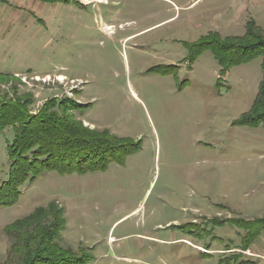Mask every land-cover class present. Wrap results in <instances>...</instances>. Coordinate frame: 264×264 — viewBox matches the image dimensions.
I'll use <instances>...</instances> for the list:
<instances>
[{
	"label": "rangeland",
	"instance_id": "374dc122",
	"mask_svg": "<svg viewBox=\"0 0 264 264\" xmlns=\"http://www.w3.org/2000/svg\"><path fill=\"white\" fill-rule=\"evenodd\" d=\"M187 1L25 0L16 9L0 101L30 98L32 114L51 98L86 105L74 120L135 151L103 171L27 181L0 208V262L11 223L50 203L64 220L55 241L88 264L264 262L252 249L236 261L225 251L264 217V126L241 123L262 58L223 70L193 48L209 33L241 36L249 20L264 29V0ZM13 135L0 129V184Z\"/></svg>",
	"mask_w": 264,
	"mask_h": 264
},
{
	"label": "trees",
	"instance_id": "16d2710c",
	"mask_svg": "<svg viewBox=\"0 0 264 264\" xmlns=\"http://www.w3.org/2000/svg\"><path fill=\"white\" fill-rule=\"evenodd\" d=\"M193 48L195 53L209 50L223 70L248 63L255 57L262 58L258 91L241 123L264 126V29L249 20L243 35L222 38L217 33H209ZM0 76L4 75L0 73ZM29 102L30 98L26 97L0 101V129L11 127L14 133L7 147V179L0 184V208L14 205L22 186L43 172L66 175L103 171L110 163H120L135 151L134 146L129 149L125 140L108 132L94 131L74 120L71 112L86 105L51 98L32 114L28 110ZM50 206L49 213L36 208L8 226L7 233L13 243L0 264H88L92 260L88 255L73 254L55 241L64 228V220L53 203ZM247 222L242 249L248 248L264 232V217L253 221L256 227ZM241 256V252L232 254L235 261ZM238 262L254 264L249 259Z\"/></svg>",
	"mask_w": 264,
	"mask_h": 264
},
{
	"label": "crops",
	"instance_id": "0c3cea01",
	"mask_svg": "<svg viewBox=\"0 0 264 264\" xmlns=\"http://www.w3.org/2000/svg\"><path fill=\"white\" fill-rule=\"evenodd\" d=\"M23 1L25 0H0V59H1V53L4 49L11 46L9 45L15 37H10L7 35L8 33H4L5 27H16L19 24V14L16 13V9H19L21 5H23ZM197 0H189L184 4L185 8H188L189 6H192ZM32 3L29 1V4ZM20 5V6H19ZM9 32V30H8ZM213 56V55H212ZM9 72L10 70H0V72ZM17 71V70H13ZM12 72V71H11ZM256 248V249H255ZM259 257H263L264 255V232H261L254 240L253 242L248 246L246 249H242L241 245L237 247H228L225 248V251L227 252H235L237 250L238 252H241L242 254H245L247 250H251ZM236 251V252H237ZM254 264H264L263 261L258 259H249ZM263 260V259H262Z\"/></svg>",
	"mask_w": 264,
	"mask_h": 264
},
{
	"label": "bare ground",
	"instance_id": "6f19581e",
	"mask_svg": "<svg viewBox=\"0 0 264 264\" xmlns=\"http://www.w3.org/2000/svg\"><path fill=\"white\" fill-rule=\"evenodd\" d=\"M62 79V78H61Z\"/></svg>",
	"mask_w": 264,
	"mask_h": 264
}]
</instances>
